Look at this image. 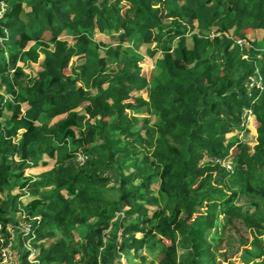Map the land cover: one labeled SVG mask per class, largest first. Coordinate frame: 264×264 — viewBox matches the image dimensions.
<instances>
[{"label": "trees", "instance_id": "obj_1", "mask_svg": "<svg viewBox=\"0 0 264 264\" xmlns=\"http://www.w3.org/2000/svg\"><path fill=\"white\" fill-rule=\"evenodd\" d=\"M246 109L252 145L229 136ZM17 220L39 264L263 257L264 0H0L4 235Z\"/></svg>", "mask_w": 264, "mask_h": 264}, {"label": "rangeland", "instance_id": "obj_2", "mask_svg": "<svg viewBox=\"0 0 264 264\" xmlns=\"http://www.w3.org/2000/svg\"><path fill=\"white\" fill-rule=\"evenodd\" d=\"M95 41L97 42H101L103 44H116L117 42V33H111V34H99V33H95L93 34L92 37ZM250 40H260L262 38V34L261 33H256L254 36L249 37ZM154 44H150V45H142L141 47H139L137 49V52L139 54H141L142 57V61L140 63V68H141V72L143 75L147 76L148 79H150V77L152 76V71H153V60L148 58L145 54V50L147 47H153ZM124 47H127V45H124ZM100 53H102V51L100 50ZM157 56H160V53H158ZM78 61H76L75 59H73L70 63V66L77 64ZM24 72L28 77L33 76V74L39 69L37 64H30L27 63L26 65L23 66ZM142 96L145 97V94L143 92L139 93ZM136 116L140 119L148 117V115L143 111V110H138L135 112ZM151 123L154 121V119L151 117L150 118ZM253 125L249 124V129L246 130V132H239L237 130L233 131L231 134H229V136H234L236 135L241 141H245L248 144L252 145L254 143L255 140V134L252 130ZM74 163H78L77 160H74ZM109 176L113 177V173H109ZM242 205L244 207H246V204ZM7 227H10V225H8ZM6 227V228H7ZM245 235V233H244ZM245 238H247V236H244ZM13 240H14V244H12L11 246V255L10 256H14V261L11 264H15L18 258V254L19 252L15 251V249L17 250V246H18V241H17V234L13 235ZM234 248H238V245L234 246ZM247 250L248 252L245 253L242 251V248L239 247V249H237V251H233L231 253L228 254V258L230 259V262L233 264H264V255L263 257H258L257 256V252L254 248H252L251 246H247ZM16 259V260H15ZM151 259V256L147 257L146 262L144 263H139L138 261L134 260L133 258H130L127 261L123 258H121V262L119 264H149V260ZM218 262V261H217ZM222 264H227V263H222Z\"/></svg>", "mask_w": 264, "mask_h": 264}, {"label": "built area", "instance_id": "obj_3", "mask_svg": "<svg viewBox=\"0 0 264 264\" xmlns=\"http://www.w3.org/2000/svg\"><path fill=\"white\" fill-rule=\"evenodd\" d=\"M211 35L213 36V34ZM236 43L239 46H242L243 41L238 40L236 41ZM254 83H255L254 80L250 79L248 88L250 89ZM252 123H253V116L251 110L250 109L244 110V112L241 115L239 129H241V132H245L247 129H249V124ZM230 156H231V152H230ZM75 160H77L78 163H81L84 160V158L78 155L76 156ZM217 162H219L228 171H231L233 169V164L230 157L226 160H217ZM18 214L16 215L17 217L19 216ZM30 230H31L30 224L22 223L19 220H17L15 221V223H12L10 227L6 228V233H7L6 236L4 235L3 227L0 224V244L3 245L5 241H7V244L4 247H2L0 250V264H11L14 261V256H10L11 246L12 244H14V240H13L14 234H17V241H18L17 250L15 249V251L19 252L20 254V244H21V248L25 249L28 252L27 260L30 263L39 264L37 260L38 250L31 246V242L28 238ZM121 258H123V256H120L119 263L121 262ZM15 264H17V261L15 262Z\"/></svg>", "mask_w": 264, "mask_h": 264}, {"label": "crops", "instance_id": "obj_4", "mask_svg": "<svg viewBox=\"0 0 264 264\" xmlns=\"http://www.w3.org/2000/svg\"><path fill=\"white\" fill-rule=\"evenodd\" d=\"M253 132L255 134V130H253ZM41 171H43L41 168H30L25 171V176H36ZM31 199L32 198L29 195H24L20 198L22 204H27Z\"/></svg>", "mask_w": 264, "mask_h": 264}]
</instances>
